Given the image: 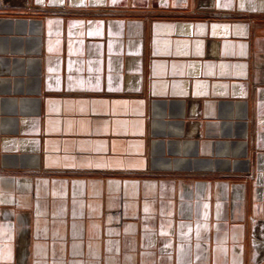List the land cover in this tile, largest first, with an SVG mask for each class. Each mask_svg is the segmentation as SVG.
Segmentation results:
<instances>
[{
    "label": "crops",
    "instance_id": "1",
    "mask_svg": "<svg viewBox=\"0 0 264 264\" xmlns=\"http://www.w3.org/2000/svg\"><path fill=\"white\" fill-rule=\"evenodd\" d=\"M4 7L0 264L262 258L264 0Z\"/></svg>",
    "mask_w": 264,
    "mask_h": 264
},
{
    "label": "rangeland",
    "instance_id": "2",
    "mask_svg": "<svg viewBox=\"0 0 264 264\" xmlns=\"http://www.w3.org/2000/svg\"><path fill=\"white\" fill-rule=\"evenodd\" d=\"M14 4V0H0V10H3L5 7L4 6H12ZM7 9V8H6ZM257 248L259 249L260 251V254L262 256V258L260 259H257V254H258V250L256 249V246ZM253 244H254V247H255V251H256V254H255V262L256 264H259V263H262L264 261V238H258V237H254V240H253Z\"/></svg>",
    "mask_w": 264,
    "mask_h": 264
}]
</instances>
